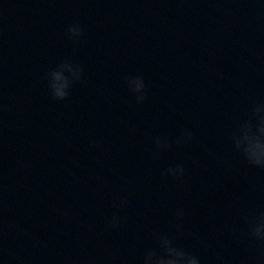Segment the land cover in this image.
<instances>
[{"label": "water", "instance_id": "obj_1", "mask_svg": "<svg viewBox=\"0 0 264 264\" xmlns=\"http://www.w3.org/2000/svg\"><path fill=\"white\" fill-rule=\"evenodd\" d=\"M259 105L264 0H0V264H264Z\"/></svg>", "mask_w": 264, "mask_h": 264}, {"label": "clouds", "instance_id": "obj_2", "mask_svg": "<svg viewBox=\"0 0 264 264\" xmlns=\"http://www.w3.org/2000/svg\"><path fill=\"white\" fill-rule=\"evenodd\" d=\"M70 33L77 35V29H69ZM136 83V90H139L141 85ZM53 95L57 99H63L66 95L65 89L67 82L59 73L53 74V83L51 85ZM254 116H257L258 127L255 133L252 132L250 127L245 128L242 132L240 139L236 143V147L240 148L243 145V152L248 161L255 166H264V105H259L254 109ZM252 235L259 239L264 240V214H262L253 224L251 228ZM166 248L167 259L160 260L157 264H198L195 257L188 256L184 251L176 248L167 247V241H162ZM152 257L145 258V264H151Z\"/></svg>", "mask_w": 264, "mask_h": 264}]
</instances>
